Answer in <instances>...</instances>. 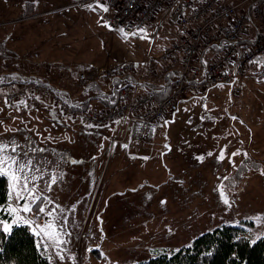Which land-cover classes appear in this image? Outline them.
I'll return each mask as SVG.
<instances>
[{
    "label": "rangeland",
    "instance_id": "rangeland-1",
    "mask_svg": "<svg viewBox=\"0 0 264 264\" xmlns=\"http://www.w3.org/2000/svg\"><path fill=\"white\" fill-rule=\"evenodd\" d=\"M66 2L67 0H0V60L16 62L24 72L32 73L46 80L57 79L55 85L63 83L61 78L51 76L57 69H62L73 79L75 74L78 75L88 68H95L103 73L110 68H116L126 63L128 68L126 73L134 71L137 73L139 70L140 75H145L146 80L150 81L151 77L160 71L150 68L151 64L158 68L163 61L169 63V67L173 66L172 68L179 71L180 62L178 60L165 59V55H162L160 59H154L156 54L162 53L164 49L170 47L171 38L168 36L160 38L161 36L157 35L153 29L126 36L120 30L106 26L101 22L99 8L59 9ZM149 73L153 76H150ZM179 74L177 75L179 76ZM99 79L104 82L101 77ZM238 82L237 79L233 84L221 82L212 86L214 89L210 87L208 90H212L209 93L208 90H205L201 96L194 95L185 99L186 105L180 104L179 106L178 119L176 120L177 115H174L172 122L170 120L155 125L151 138L154 133H158L160 138L162 135L173 133H183L184 135L200 133L207 139L213 132L243 135L259 133L260 144L263 146L264 100L260 101L261 103L257 101L259 107L256 109L251 106L247 107L243 103L242 107H231L230 103L233 100L230 101L228 91H226L225 101L221 98L224 97L223 93L220 96L216 95L217 90H223L219 89V86L229 90L231 88L235 94H240ZM245 82H248V86L252 87L256 79L247 75L242 78V83L245 84ZM65 83L63 84L65 85ZM4 94L6 93L0 92V134H2L0 139L4 143L15 141L19 145L18 151L23 158L27 152L21 147L24 142L20 140L18 133L13 131V127L17 129V123L14 126L10 123H12L11 119H17L20 116L18 109L23 108V103L31 109H35V107L29 105L31 103L29 97L18 96L15 101H9L3 96ZM44 98L43 96L41 100L43 101ZM54 101L57 102V100ZM53 106L58 108L61 116L81 123L77 116L73 118L67 116L59 106ZM256 116H261L263 120H254L253 118ZM117 121L121 123L120 120ZM111 123L113 122L104 126L95 124L91 126L105 128ZM123 131L122 129V136ZM129 137L133 140L142 139L133 137L132 134H129L127 139ZM132 139L127 141L128 149L133 148ZM210 142V140L204 141L206 145H209ZM156 144L155 154L158 155L159 151L165 149L166 143L160 140ZM112 147L123 148L117 144L114 145L111 141L108 149ZM249 157L254 158L252 154ZM28 158L33 159L34 163H38L40 167H60L64 161V158L54 157L43 160L35 158V156ZM81 161V158H76L77 164ZM81 175L80 173H60L61 177L57 179L55 187L50 188L51 195L47 199L61 202L59 206L62 208L77 206L79 200H85V220L80 231V235L83 236L78 240L76 246L79 248L80 245L83 264H132L145 261L155 256L151 248L156 244L164 243L167 237L183 236L180 238L193 242L196 237L207 232L208 229L213 230L225 224H235L232 222L223 223L224 220L236 219L245 215L256 216L236 223H250L244 225L246 227L244 230L253 240L264 236V213L257 214L264 208L252 209L249 214L243 210V204L248 202L252 206L257 204L264 207V171L262 166L257 172L234 171L232 173L233 186H223L222 189H215L214 192L212 190L213 173L187 171L183 173L186 195L181 200H163L161 198H156V200H103L102 192L110 184L108 181L102 182L103 175L97 179L94 190L93 186L91 187V192L94 191L91 198H87L88 189L82 180L80 181L82 183H76V180L65 178L81 177ZM106 176H108V171H106ZM171 179L163 169L156 166L155 182L160 181L161 185L155 191L163 194L162 188L168 189L171 186ZM242 179H245L244 186L241 183ZM217 180L221 182V174H218ZM112 182L114 183V180ZM225 197L229 201L228 204L224 203ZM22 204L23 201H13V206L20 207ZM54 204L56 205L55 202ZM58 210L62 212L57 215V220L63 222V233L73 234L74 229L78 228L76 212ZM31 214L21 212V215L26 218ZM183 214L186 215L185 218L182 217ZM146 215L148 220L145 219ZM131 216L139 218L135 228L129 226L133 223V221L130 222ZM28 225L34 229L32 224ZM178 225L181 227L185 225L186 229L179 230ZM102 229H105L110 236H108L109 240L106 241V244L101 247ZM122 232L135 233V237L131 239V234L120 235ZM85 237L87 246L88 244L91 246L88 252L85 251L87 249H83ZM46 249L49 250V247ZM50 257V264H53L52 254Z\"/></svg>",
    "mask_w": 264,
    "mask_h": 264
},
{
    "label": "crops",
    "instance_id": "crops-1",
    "mask_svg": "<svg viewBox=\"0 0 264 264\" xmlns=\"http://www.w3.org/2000/svg\"><path fill=\"white\" fill-rule=\"evenodd\" d=\"M246 84V85H245ZM242 83L239 81L237 86L241 90L240 94H235L233 90L225 89V87H218L217 94L223 93L224 97H221L224 101L229 93V99L231 107L243 105L247 107H253L256 109L259 107L257 101L264 100V80L256 81L252 87L248 86V82ZM241 85V87H240ZM244 88V89H242ZM214 89V88H212ZM211 89V90H212ZM208 90V93L211 91ZM187 99V98H185ZM185 99H182L180 104L186 105ZM261 103V102H260ZM180 106V105H179ZM99 109H105L99 106ZM26 108H19L18 122L14 121L11 125L17 123V129L14 130L18 133L19 138L26 152L28 158L35 156V158L54 157L64 158L63 165L60 167L47 166L41 167L44 171V176L37 184L43 190L45 198L50 196V190L45 187L46 183H50V175H55L56 179H60L59 174L65 173H80L81 177H65L68 180H81L88 189L87 198H91L94 193V188L97 179H100L103 175V181H108L110 184L106 190L102 192L103 200H181L186 195L185 178L183 173L187 171H194L198 173L210 172L213 173L212 190L222 189L224 186H233L232 173L240 172H257L264 171V143L260 144L259 133H210V138L207 139L203 134H183L173 133L171 135H162L160 138L158 133H154L153 137L149 140L146 139H132L133 148L128 149L126 144L120 143L115 140L122 137L123 125L120 122H113L105 128L86 126L71 118L61 116L54 106L43 105L41 110L33 113H26ZM178 112V111H177ZM175 113L176 120L179 117V113ZM255 113V112H254ZM174 116L171 119L173 121ZM257 121H262L261 116L253 118ZM245 122V121H244ZM259 131V130H258ZM112 132H114L112 134ZM163 140L166 144L165 149L159 151V154H155L156 142ZM210 140V144L206 145L204 141ZM113 141L114 145L117 144L123 148L115 147L108 149ZM36 149H41L36 151ZM238 153V155H232ZM221 154L224 158L221 159ZM254 156L251 159L249 156ZM25 155V154H24ZM76 158H81L82 161L76 163ZM250 158V159H249ZM252 162V163H251ZM259 165V166H257ZM156 166L163 169L167 176L171 179V186L168 189H163V194L156 192L155 190L161 185V182H155V169ZM252 166V167H251ZM251 167V168H250ZM108 171V176H106ZM41 173L37 172L36 175ZM218 174H221L222 180L219 182ZM114 180V183L112 182ZM82 183V182H80ZM242 186H244L245 179L241 180ZM93 190L91 192V187ZM55 185L52 184L51 188ZM107 187V186H105ZM160 191V190H158ZM212 192V194H213ZM168 197V198H167ZM53 203L49 207H55L61 204L56 200H51ZM56 203V205L54 204ZM85 200H79L77 206H71L70 208L59 207L60 210L77 214L78 228L74 233H68L63 238L67 243L63 246L64 259H59L58 253L61 249L49 246L48 252L52 254L54 261L53 264H72L74 259L75 248L78 244L81 227L84 223V214L86 209ZM264 208L260 205L251 203L243 204V210L247 214L252 209ZM121 210V208L119 207ZM57 213L60 212L57 209ZM264 213V210L258 211L257 214ZM252 216L245 215L236 219H226L223 223H236L244 220L252 219ZM67 218V216H65ZM186 217L185 214L182 215ZM58 218V216H57ZM49 219L46 216L45 222ZM148 220V216H145ZM68 221V220H67ZM129 226L136 227V223L139 222L138 216H131ZM44 222V223H45ZM41 226H43V224ZM185 230L186 226L182 227L178 225L179 230ZM211 229H208L210 231ZM103 233L100 240L102 241L101 247L106 244L110 236L105 229L101 231ZM131 234V239L135 237V233H124L120 235ZM119 235V236H120ZM83 235L81 234V237ZM40 237V236H39ZM178 238L176 236L167 237L164 243L154 245L151 250L155 249L165 250H178L181 247L188 245L191 240L187 241ZM91 246L86 244V237L83 244L85 251H90ZM47 250V249H46ZM56 258V259H55ZM120 264V263H119Z\"/></svg>",
    "mask_w": 264,
    "mask_h": 264
},
{
    "label": "built area",
    "instance_id": "built-area-1",
    "mask_svg": "<svg viewBox=\"0 0 264 264\" xmlns=\"http://www.w3.org/2000/svg\"><path fill=\"white\" fill-rule=\"evenodd\" d=\"M93 7L99 8L101 22L120 30L126 36L153 29L160 38H171L170 47L164 49L163 54L154 56L156 60L165 55V59L180 62V74L176 75L171 91L164 97L151 92L142 93L139 91L138 80L135 86L127 85L121 89L120 101L114 107L79 111L49 88L37 84H21L4 95L9 101H15L18 96L27 97L28 90H31L33 95L49 94L53 102L57 100L55 104L65 115L72 118L77 116L83 125L104 126L120 120L124 130L123 138L115 140L128 145L129 134L149 140L155 125L172 119L182 98L201 96L214 85L221 82L233 84L236 79L242 81L247 75L256 81L264 80V0H67L59 9ZM248 7L252 8V14L259 23V34L238 57L236 44L249 35ZM224 41L227 43L221 52L200 67L198 55L201 49ZM149 67L156 69L154 64ZM127 70L126 63L103 73L88 68L78 73V80L87 83L100 81L101 77L103 81L109 82L126 74ZM29 105L38 108L37 103L31 102ZM29 217L40 225L46 220L43 214H31ZM32 226L35 227L34 224ZM38 239V248L44 253L46 248L42 245L45 241L39 236ZM72 264H83L80 245L76 248Z\"/></svg>",
    "mask_w": 264,
    "mask_h": 264
},
{
    "label": "trees",
    "instance_id": "trees-1",
    "mask_svg": "<svg viewBox=\"0 0 264 264\" xmlns=\"http://www.w3.org/2000/svg\"><path fill=\"white\" fill-rule=\"evenodd\" d=\"M246 13L249 35L237 42L238 57H240L241 51L251 45L259 34V23L252 14V8L248 7ZM226 43L224 41L210 48H202L198 55V65L203 67L207 64L214 55L221 52ZM169 66V63L162 61L158 68L156 67L160 71L154 75L155 77L149 73L150 76H153L151 81L146 80L145 75H140L141 73L137 70V73L136 71L126 73L109 82L91 81L87 83H80L76 74L71 79L62 69H57L51 76L55 78L57 76L61 78L63 83H65L64 81L68 83L55 85L57 79L54 81L46 80L32 73L29 74L24 72L23 68L18 66L16 62L1 59L0 92L7 93L21 84H37L49 88L50 91L59 95L79 111L97 110L99 106L111 108L120 101L118 93L121 87L135 86L140 77L142 78L140 80V92H151L158 97L167 95L171 91L176 75L179 73L177 69L172 68L173 66ZM30 91L28 90L27 97L30 98V102L37 103L38 108L31 109L23 103L26 113L38 112L44 104L56 105L49 94H42L45 97L42 101L43 96L41 94L39 96L33 95ZM54 107L59 112L58 108ZM11 121L12 123L18 122V118H13ZM14 130H16L15 127H13ZM9 190L8 178L0 177V222L11 223V218L5 211L9 201ZM249 224L245 222L222 225L199 235L193 242L181 249L172 252L165 249H155L154 257L132 264H264V236L253 240L244 230L246 228L244 225ZM38 242L36 232L28 224L13 225L11 232L8 233L0 228V264H50V253L48 250L44 253L40 252Z\"/></svg>",
    "mask_w": 264,
    "mask_h": 264
},
{
    "label": "snow or ice",
    "instance_id": "snow-or-ice-1",
    "mask_svg": "<svg viewBox=\"0 0 264 264\" xmlns=\"http://www.w3.org/2000/svg\"><path fill=\"white\" fill-rule=\"evenodd\" d=\"M18 148L19 145L15 141L4 143L0 139V177H7L10 181V190L8 192L9 203L5 211L11 218V223L0 222V228L5 233H8L11 232L13 225L19 223L34 224L35 227L33 230L42 238V241H45L42 246L45 248L52 246L61 249L58 256L62 260L64 259L62 252L63 246L67 241L63 238L65 235L62 231L63 222L57 220V209L60 206L49 207L53 201L44 197L43 190L37 184L38 181L43 179L44 171L38 163H34L33 159L21 158ZM40 150L36 149V151ZM232 155H238V153H233ZM220 158H224L223 154H221ZM37 172L41 174L36 175ZM55 183H57L56 176L50 175V183H46L45 187L50 190L51 185ZM14 200L23 201L22 206H13ZM224 203H229L227 197H225ZM21 212L32 213L33 215L43 214L49 217V219L41 226L31 217L26 218L21 215Z\"/></svg>",
    "mask_w": 264,
    "mask_h": 264
}]
</instances>
